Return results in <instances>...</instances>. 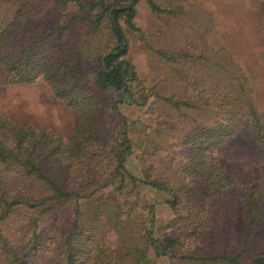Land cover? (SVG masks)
<instances>
[{
	"label": "trees",
	"instance_id": "1",
	"mask_svg": "<svg viewBox=\"0 0 264 264\" xmlns=\"http://www.w3.org/2000/svg\"><path fill=\"white\" fill-rule=\"evenodd\" d=\"M139 2L156 15H179L178 0H0L3 84L42 81L77 116L75 129L64 138L15 124L0 114V181L5 185L0 189V226L14 211L45 214L83 199V193L70 188V183L81 184L77 173L86 169L93 174L90 177L102 179L97 190L110 188L115 198L132 201L126 215L137 205L133 201L142 188H148L167 197L155 204H168L178 220L185 211L188 221L173 236L170 230L175 224L158 226L155 205H149L141 209L134 230L123 233L134 244L116 252L107 248L106 232L97 224L88 226L75 219L57 246L56 264H142L150 251L172 262L264 264V249L254 253L264 176L243 182L241 194L228 198L226 192L235 187L236 180L208 156L239 132L264 146V110L256 105L245 80L219 62L207 63L214 73L229 74L233 86L219 82L212 88L188 82L187 87L193 88L190 93L164 99L177 111L185 108L215 115L212 123H199L182 140L181 145L189 149L185 186L135 176L124 158L131 149L127 133L121 134L117 145L113 141L114 124H125L120 106L136 103L131 85L138 75L127 58L125 32L140 33L135 24ZM48 4L55 9L49 10ZM38 8L43 10L35 13ZM57 9L56 21L49 25L47 19ZM255 12L264 21V0ZM83 47L94 53L89 62L83 57ZM156 54L169 63L178 58L163 51ZM259 58L264 65V52ZM122 213L117 210L103 217L118 236L127 228ZM103 214L97 209L94 218ZM229 232L235 235L233 253L221 246ZM28 242L13 244L0 227V252L6 264H28L27 259L39 249V236L33 231Z\"/></svg>",
	"mask_w": 264,
	"mask_h": 264
},
{
	"label": "rangeland",
	"instance_id": "2",
	"mask_svg": "<svg viewBox=\"0 0 264 264\" xmlns=\"http://www.w3.org/2000/svg\"><path fill=\"white\" fill-rule=\"evenodd\" d=\"M259 1L178 0L175 7L178 17L156 15L142 2L137 4L135 24L140 33L125 32L127 58L138 75V80L131 85L136 103L120 106L125 124L116 122L112 133L116 145L121 134L124 131L127 133L131 149L124 158L135 176L165 181L176 187L187 185L184 168L189 149L181 145L182 140L199 123H212L215 115L209 111L185 108L177 111L164 99H178L186 91L190 93L193 88L187 87L188 82H202L212 88L219 82L233 86L229 83V74L214 73L208 69L207 63L219 62L229 73L245 80L252 89L256 105L261 111L264 110V65L259 58L260 53L264 52V21L255 12ZM47 8L51 11L55 9L51 4ZM40 10L43 9L38 8L34 12ZM59 12L60 9H57L50 15L47 19L49 25L56 21ZM156 51L174 54L178 58L176 62L169 63L162 60ZM93 55L92 51L83 47V57L88 62ZM3 81L4 74L0 71V114L7 115L13 123L49 131L64 138L75 129L76 113L58 100L46 83L38 81L31 85H5ZM208 156L236 180L235 187L226 192L228 198L241 194L243 182L255 176H264V146L257 145L243 132L237 133L223 147L210 151ZM89 175H93L89 170H79L77 178L81 184L70 183V188L83 193V199L71 201L45 214L14 211L1 224L5 237L15 245L30 243L28 241L33 231L39 236V249L33 258L27 259L28 264H56L57 246L75 219L88 226L97 224L106 232L107 248L116 252L122 246L134 244L128 237L124 239L123 233L134 230V222H138L141 209L149 205H155L153 216L158 226L175 224L176 227L170 230L173 236H177L181 224L188 221L184 216L185 211L180 212L178 220L168 204H155L167 197L148 188H142L133 201L137 205L131 214L126 215L125 209L132 201L115 198L109 192L110 188L97 190L102 179ZM4 186L0 181V189ZM97 209L104 212L99 219L94 218ZM117 210L123 212L122 218L127 226L119 236L103 219ZM259 214L254 230V253L264 249V203ZM226 236L221 246L233 253L236 248L235 235L229 232ZM0 264H6L1 252ZM142 264L200 263L172 262L165 257H156L150 251Z\"/></svg>",
	"mask_w": 264,
	"mask_h": 264
}]
</instances>
